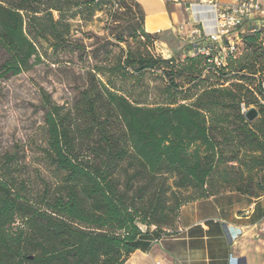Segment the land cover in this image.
I'll return each mask as SVG.
<instances>
[{
  "label": "trees",
  "instance_id": "16d2710c",
  "mask_svg": "<svg viewBox=\"0 0 264 264\" xmlns=\"http://www.w3.org/2000/svg\"><path fill=\"white\" fill-rule=\"evenodd\" d=\"M112 3L0 0V77L39 63V40L71 54L72 22L92 21ZM142 21L143 12L142 36H155ZM242 43L216 71L200 55L163 59L129 48L110 68L93 67L91 86L67 109L41 92L47 111L40 158L31 163L37 178L15 169L13 156L0 158V264H125L166 235L160 225L183 201L258 195L264 108L249 122L241 106L257 104L264 81L262 31ZM157 70L163 99H134L126 88Z\"/></svg>",
  "mask_w": 264,
  "mask_h": 264
},
{
  "label": "rangeland",
  "instance_id": "374dc122",
  "mask_svg": "<svg viewBox=\"0 0 264 264\" xmlns=\"http://www.w3.org/2000/svg\"><path fill=\"white\" fill-rule=\"evenodd\" d=\"M111 5L103 6V11L97 13L92 21L72 22L69 38L71 54L65 53L59 44H55L59 46L54 49L49 43L39 40V63L17 76L0 77V158L5 154L13 156L12 166L21 174L37 178L35 166L31 163L40 158L47 111L41 92L47 93L53 104L64 109L71 108L79 104L82 92L91 86L93 67L110 68L114 58L119 55L124 59L129 48L144 56H160L163 59H183L186 55V47L173 34H156L151 38L142 36V11L132 0H113ZM118 38L123 42L119 43ZM184 49L185 52H182ZM159 74L158 70L147 73L142 86L126 89L136 100L150 104L159 102L164 97ZM256 82H250V87L254 88ZM254 102L255 99L249 109L254 108L259 114L261 108ZM254 192L258 191L254 189ZM196 197L183 201L173 220L167 225H160L159 229L166 234L174 233L181 208L203 198ZM139 227L146 231V227ZM156 229L157 226L152 225L150 231Z\"/></svg>",
  "mask_w": 264,
  "mask_h": 264
},
{
  "label": "crops",
  "instance_id": "0c3cea01",
  "mask_svg": "<svg viewBox=\"0 0 264 264\" xmlns=\"http://www.w3.org/2000/svg\"><path fill=\"white\" fill-rule=\"evenodd\" d=\"M134 1L143 12L145 33L173 34L185 49L213 29L212 14L199 0ZM254 24L246 20L243 33ZM259 184L255 196L225 191L183 206L174 233L153 240L147 251L136 250L125 264H264V170Z\"/></svg>",
  "mask_w": 264,
  "mask_h": 264
},
{
  "label": "built area",
  "instance_id": "2783aa9c",
  "mask_svg": "<svg viewBox=\"0 0 264 264\" xmlns=\"http://www.w3.org/2000/svg\"><path fill=\"white\" fill-rule=\"evenodd\" d=\"M211 14L213 19L212 31L192 40L188 44V55H200L208 58L213 70H218L228 57L237 56L243 47L242 27L246 20L254 22L248 33L262 31L264 45V5L254 0H242L236 4L223 5L218 0H199ZM182 28V27H181ZM256 95L257 106L264 108V81L260 92ZM249 108L241 106L242 113Z\"/></svg>",
  "mask_w": 264,
  "mask_h": 264
},
{
  "label": "water",
  "instance_id": "95a60500",
  "mask_svg": "<svg viewBox=\"0 0 264 264\" xmlns=\"http://www.w3.org/2000/svg\"><path fill=\"white\" fill-rule=\"evenodd\" d=\"M258 112L254 108L248 109V111L244 114L245 118L249 122H253L258 118Z\"/></svg>",
  "mask_w": 264,
  "mask_h": 264
}]
</instances>
